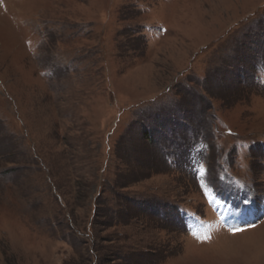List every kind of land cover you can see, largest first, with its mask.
Returning <instances> with one entry per match:
<instances>
[{
  "label": "rangeland",
  "instance_id": "rangeland-1",
  "mask_svg": "<svg viewBox=\"0 0 264 264\" xmlns=\"http://www.w3.org/2000/svg\"><path fill=\"white\" fill-rule=\"evenodd\" d=\"M0 264H264V0H0Z\"/></svg>",
  "mask_w": 264,
  "mask_h": 264
},
{
  "label": "trees",
  "instance_id": "trees-1",
  "mask_svg": "<svg viewBox=\"0 0 264 264\" xmlns=\"http://www.w3.org/2000/svg\"><path fill=\"white\" fill-rule=\"evenodd\" d=\"M144 133H145L146 138H147V139H150V137H148V136L146 135L147 132L145 131Z\"/></svg>",
  "mask_w": 264,
  "mask_h": 264
}]
</instances>
